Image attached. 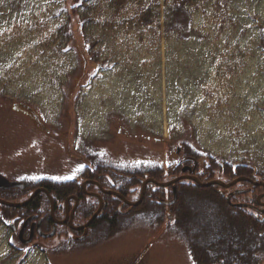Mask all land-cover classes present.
Segmentation results:
<instances>
[{"label": "rangeland", "instance_id": "374dc122", "mask_svg": "<svg viewBox=\"0 0 264 264\" xmlns=\"http://www.w3.org/2000/svg\"><path fill=\"white\" fill-rule=\"evenodd\" d=\"M73 5L0 0V173L27 184L21 199L44 179H81L84 168L101 160L169 171L186 162L184 143L200 153L199 172L215 159L249 164L252 178L264 179V0L210 2L185 41L168 42L163 29L142 34L128 22L105 28L109 12L97 30L111 58L97 63L74 58L84 46L77 24L71 40L58 31ZM73 62L78 68L69 74ZM219 168L216 174L226 169ZM234 186L252 193L248 185ZM134 187L130 200L141 196ZM79 194H72L75 205ZM55 203L63 214L65 203ZM50 204L43 209L52 213ZM4 212L0 204V264H196L167 217L154 224L140 213L112 236L83 246L74 230L88 226L22 243L12 228L20 215Z\"/></svg>", "mask_w": 264, "mask_h": 264}, {"label": "trees", "instance_id": "16d2710c", "mask_svg": "<svg viewBox=\"0 0 264 264\" xmlns=\"http://www.w3.org/2000/svg\"><path fill=\"white\" fill-rule=\"evenodd\" d=\"M73 2L74 5L67 9L68 18L62 19L58 25V31L61 35H65L67 40H71L73 38L72 28L77 24L84 40H82L84 46L81 45L80 51H75L74 58L86 59L85 62L90 60L93 63L99 62L103 56L107 61L111 58V52L104 44V38L98 35L97 30L98 20L109 12L110 16H107L105 28L117 23L126 24L128 22L142 34L147 30L155 36L163 29V36L168 42L185 41L190 40L197 32L195 15L198 12H206L210 2H213L214 7L220 4V0H73ZM104 3H107V6L101 8V4ZM162 6H164L163 13ZM162 18L164 19L163 24ZM102 45H105V50ZM59 48L61 44L55 51H59ZM75 63L73 62L68 69L69 74L76 73L78 66ZM80 64L83 67L82 63ZM184 145L185 163L194 162L193 172L199 175L204 182L211 181L217 176H222V179L226 178V181H232L239 176L255 177L256 170L249 164L239 163L233 167L232 163L222 164L215 159L211 166L199 172L200 153L188 143ZM183 162L167 171L161 164L129 167L116 166L101 160L96 163L95 169L84 168L81 176L96 178L108 188L127 191L130 197L133 190L137 191L134 186L138 185V188L140 186L141 192V183L147 177L168 181L181 175ZM219 166L226 167L222 174H216V170H221ZM259 181H264V179ZM238 184L248 185L252 188L253 194L250 191L234 189L235 186L230 188L221 185L203 187L192 179H182L175 185L167 187L151 182L142 203L133 206L137 215L125 220H122L125 214L117 209L119 201L122 200H116L108 195L107 202L109 203L106 206V213L103 218L90 224L92 228L87 231V237L93 238L95 231H100L101 237L112 236L120 229L127 227L131 218L135 220L142 212L146 213L150 222L154 224L167 217L166 219L170 221L168 222L170 229L187 242L196 264H261L262 253L264 254V186L254 185L250 181H241ZM174 186L177 187L176 193ZM39 187L48 188L57 199L64 203L68 196L75 192H82L81 180L72 178H47L37 184L34 189ZM6 192L0 193V196L8 200H19L27 194L22 189L17 191L6 189ZM29 195L25 199H28ZM260 195L263 196L259 200ZM85 202L92 204L90 201ZM46 203H49L48 195L41 192L25 206L3 205L4 215L12 217L13 214H19L17 224L29 212L52 219L51 210L48 211L47 206L43 209ZM125 206L129 207L127 204ZM86 209L88 213L94 210L92 206ZM56 210H58V205H56ZM134 211L131 212L135 214ZM74 233L78 234L79 231L74 230Z\"/></svg>", "mask_w": 264, "mask_h": 264}, {"label": "flooded vegetation", "instance_id": "af4514ba", "mask_svg": "<svg viewBox=\"0 0 264 264\" xmlns=\"http://www.w3.org/2000/svg\"><path fill=\"white\" fill-rule=\"evenodd\" d=\"M183 165L185 166L187 164L185 162H183ZM84 181H87V183L85 185L83 184ZM100 182L101 181L96 179V178L82 177V179H81L82 192L79 194V196H80V204L77 205V207L75 209V212H73V209L75 207V199L73 198L71 200V202H69V205H68V206H70L69 214L67 212V206H66V201H65V207H64L65 212L63 214L61 213V209L60 208L55 211V217H53V215H52V219H49V217H47V218L42 217L38 213L29 212V214L26 217L23 218V220L21 221V224H19L18 227L15 228V230L18 231V233H19V230L23 227L24 220L26 218H29L30 216L36 215L37 217L35 219H33L25 227V232H24L25 238H28L32 233H34V237H33V240L31 242L42 241L44 239H51L53 237L57 238L58 236H60L58 234L61 232V230L63 228H65L66 230L68 228L69 229L71 228V230L75 229L72 226V224H71V218L72 217H73V223L75 224V226L81 225L83 223H87V222H89L91 220V218L95 215L96 211L98 210V208L100 206V202L101 201H100V197L97 196L98 194H102L104 203H103V206H102V209L100 210V212L96 215V217L93 219V221L90 222L91 225L97 219H101L105 215L106 206L109 203V202H107L108 195H111L116 200H120V199L122 200V201H119L120 204H118V207H117V209L121 210L122 213L125 214V216L122 218V220L128 219L131 216L133 217V216L137 215L136 212H135V214H133L131 212V211L134 210V207L132 205H130V204H129V207H126L125 204L128 205V203H126L124 201V199H122V197H120L117 193H108V192L103 191V189L100 187V185L97 184V183H100ZM26 188H27V184H26L25 189ZM12 189L13 190L15 189V191H17L20 188L16 187V188H12ZM107 189L119 192L122 195H124L125 197L130 198L128 196L129 193H127V191H124V190H121V189H113V188H107ZM7 190L11 191V189H7ZM3 192H6V189L0 188V193L3 194ZM32 192H33V190L31 191L30 194H32ZM91 192H93V193H95L97 195L90 194ZM6 194H7V192H6ZM52 195L54 196V198L56 200L57 197L55 196V194L52 193ZM0 197H2V196H0ZM90 198H94V200H91ZM139 198H140V195H139L138 198H136V200L139 199ZM9 200H12V199H9ZM57 200H59V199H57ZM84 200L85 201H90V202H92V204L89 205V203H86ZM13 201H22V200L19 199V200H13ZM72 202H73V204H72ZM90 206H92L94 208V210H93V212L88 213L86 207L89 208ZM124 207H126V208H124ZM140 213H142V212H140ZM67 216L69 217V219H68V221L66 223H64V224L58 223L57 220L65 219ZM81 220H84V221L80 222ZM131 220H133V219L131 218ZM39 222H40V224H39ZM90 224L88 225L89 227L86 229V231H81L80 233H78L77 238L75 239L76 241L79 240L80 244L83 243V244H81L83 246L85 245L84 243L94 241V240L100 238V236L102 235V233L100 231H95L96 232V234L94 236L95 239L87 240V238L89 237V236L87 237V231L92 228ZM39 228L42 230L43 233H49V232L54 231V230L56 232H55V234L53 236L44 237L41 234ZM63 237H64V235H62L60 237L61 243H63L64 240H65V238L63 239Z\"/></svg>", "mask_w": 264, "mask_h": 264}, {"label": "water", "instance_id": "95a60500", "mask_svg": "<svg viewBox=\"0 0 264 264\" xmlns=\"http://www.w3.org/2000/svg\"><path fill=\"white\" fill-rule=\"evenodd\" d=\"M178 152L181 151V148L179 147L177 149ZM183 174L182 175H179L169 181H160V180H157L156 178L154 177H148L144 180L143 182V185H142V191H141V196L138 200L136 201H133V200H130L128 199L127 197H125L124 195H122L121 193L119 192H116V191H113V190H106V189H103V191L105 190L106 192L108 193H117L120 197L124 198L125 201L132 205V206H138L142 203L144 197H145V194H146V190H147V186L153 182L159 186H163V187H167V186H170V185H175L178 181L182 180V179H192L194 181H196L198 184H200L201 186H211V185H221L225 188H230L231 186H234L235 184L241 182V181H250L251 183H253L254 185H262L264 186V181H256L255 179H253L252 177H249V176H239L237 177L235 180H232V181H225L223 179H219V178H216V179H212L211 181H208V182H203L198 175L196 174H193V167L192 166H184L183 169ZM187 171H190L189 173H187ZM87 183V181H84L83 184L85 185ZM102 186V185H101ZM15 187H20L21 189H24L26 187L25 183L23 181H19V180H11L9 179L7 176H5L4 174L0 173V188H4V189H9V188H15ZM42 191H45L50 199V203L52 205L51 209H52V215L53 217H55V210H56V203H55V199H54V196L52 195L51 191L46 188V187H39V188H36L34 190V192L30 195V197L26 200H23V201H12V200H8V199H5V198H2L0 197V203L4 204V205H7V206H12V207H22V206H25L27 205L30 201H32V199L37 196L39 193H41ZM174 191L175 193L177 192V187L174 186ZM264 195V194H263ZM263 195H260L259 196V200L262 198ZM73 198V195L67 197L66 199V204L67 206L69 205V202H70V199ZM75 199V198H74ZM76 200L78 201V198H76ZM100 206L98 208V210L96 211L95 215L92 217V219L87 222L84 226H75V224L73 223V217L71 218V224L72 226L75 228V229H82L86 226H88L90 224V222L93 221V219L96 217V215L100 212V210L102 209V206H103V199L101 197V200H100ZM78 205V202L76 203L74 209H73V212H75V209ZM36 216H31L29 218L26 219V221L24 222L23 224V227L22 229L20 230V238L21 240H23L24 242H30L33 237H34V233H32L30 235L29 238H24V231H25V227L33 220L35 219ZM69 217L67 216L65 219H62V220H57L58 223H66L68 221ZM40 224V222H39ZM41 234L43 236H53L55 234V230L54 231H51L49 233H43L42 230L39 228Z\"/></svg>", "mask_w": 264, "mask_h": 264}]
</instances>
